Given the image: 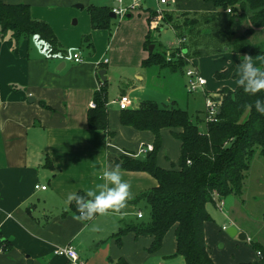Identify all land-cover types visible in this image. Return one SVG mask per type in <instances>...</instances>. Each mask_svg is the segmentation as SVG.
I'll use <instances>...</instances> for the list:
<instances>
[{"label":"crops","instance_id":"1","mask_svg":"<svg viewBox=\"0 0 264 264\" xmlns=\"http://www.w3.org/2000/svg\"><path fill=\"white\" fill-rule=\"evenodd\" d=\"M1 1L27 4L30 16L49 25L66 53L63 57H49L34 37L22 39L17 45L8 36L0 38V264H68L66 257L54 253L66 244L75 248L81 264H183L182 256L174 253V225L164 233L159 248L153 252L147 251L150 235L125 231L116 237L120 228L148 220L145 202L135 200L156 185L146 171L121 169L133 193L122 216L109 214L97 216L93 221H79L69 207V197L78 191L85 195L95 190L103 183L102 171L109 164L115 165L119 156L143 159L146 151L139 149L151 146V132L119 123L120 109L115 100L127 94L132 102L129 108L149 101L142 97L144 76L139 69L147 67L142 66V60L156 51V46L166 53L186 47L189 39L187 35L183 43L179 42L170 25L162 16L157 19L152 11L206 16L216 10L214 5L205 0H168L163 4L142 0L120 18L109 16L108 28H92L87 7L104 6L111 11L116 0ZM128 2L122 0L123 4ZM248 26V20L242 19L232 27L234 36ZM85 34L89 35V46L81 41ZM246 39L251 45L259 40L260 43L264 27L255 28ZM225 48L222 53L188 60L205 80L201 87L203 97L219 96L218 90L223 86L231 90L238 86V65L245 54ZM128 52L130 58L125 60ZM73 53L79 55L80 61H73ZM253 63L264 67V54L253 58ZM229 66L232 70L228 78L212 76L214 71ZM118 67L123 69L117 81V94L109 99L107 81ZM103 82L105 131L90 129L86 123V112L93 107L90 105L93 92ZM179 130H159L161 142L155 156L158 167L176 168L180 141L171 132ZM255 160L254 165H263L264 159L259 154ZM251 165L252 158L244 172L239 197L227 195L220 207L209 203L205 206L210 219L203 223L204 243L214 264L256 261L258 254L250 242L264 247L260 239L246 234L238 220V202L245 201V180ZM35 184L45 188H34ZM138 211L140 217L136 215ZM263 213L261 209L262 218ZM93 226L100 231H93ZM221 226H226L225 229L233 226L235 235L225 238ZM237 233H243L244 239H238ZM219 241L223 243L220 247L216 246ZM246 242L247 249L243 246Z\"/></svg>","mask_w":264,"mask_h":264},{"label":"trees","instance_id":"2","mask_svg":"<svg viewBox=\"0 0 264 264\" xmlns=\"http://www.w3.org/2000/svg\"><path fill=\"white\" fill-rule=\"evenodd\" d=\"M205 1H210L216 9L205 17L162 13V20L174 30L176 38L185 39L188 35L186 44L193 45V49L187 45L176 48L175 51L183 50V56L173 60H166L165 51H152L142 60V66L157 65L173 71L186 65L188 56L218 52L223 47L252 58L264 54V39L255 45L246 39L255 28L264 27V0ZM87 11L92 28H108V8L89 5ZM244 18L249 26L234 36L232 27ZM5 36L12 39L14 45L22 39L34 37L49 57H63L66 53L49 25L32 18L28 5L24 3L10 4L0 0V38ZM81 41L89 46V35H82ZM169 54L174 56L173 51ZM231 70V66L222 68L214 71L212 76L225 79ZM105 94L103 82L93 92V107L86 112V123L90 129L105 131L107 128ZM218 94L216 120L205 122L203 132L187 111L178 107H159L154 102L141 101L135 108L120 109L121 125L147 130L152 133L153 140L143 159L121 155L114 163L121 169L146 171L156 180V185L135 198L143 200L148 207V220L120 228L116 237L125 231H132L134 235H150L152 239L147 251L153 252L159 248L164 233L174 225V253L182 256L183 264H214L204 243L203 223L210 219L205 206L208 203L216 205L217 199L222 200L227 195L239 197L244 172L254 153L257 151L264 159V115L254 107L256 99H264V92L252 96L239 86L232 90L223 86ZM249 104L253 105L251 109L246 107ZM161 128L180 129L171 132L180 141L176 168L162 169L155 163ZM76 194L84 195L80 191ZM69 207L79 215L75 201L71 200ZM250 245L258 251V259L240 264H264V248L255 242H250Z\"/></svg>","mask_w":264,"mask_h":264},{"label":"rangeland","instance_id":"3","mask_svg":"<svg viewBox=\"0 0 264 264\" xmlns=\"http://www.w3.org/2000/svg\"><path fill=\"white\" fill-rule=\"evenodd\" d=\"M152 12L154 13V16H156V10ZM162 13H165V11H162ZM188 16H195L197 18L205 17V15L200 14H188ZM254 41H256V38L254 39ZM188 47H190V50L193 49V45H190ZM155 50L161 53L162 51H164V49L160 48L159 46H156ZM224 50L225 49L223 47L221 51L209 52L208 54L202 56L222 53L225 52ZM171 51H173L174 53L175 49L167 50L165 55L170 56L169 53H171ZM129 52L126 54L125 60L130 58ZM189 58L190 57L188 56L186 59V65H183L181 68H177L173 71H171L168 67H159L154 65L139 69V72L144 76V80L142 82V85L144 87L142 97L143 99H147L160 106L173 105V107H178L180 109L186 110L191 120L196 123L198 129L203 132L205 131V122L203 121L204 97L201 93V89L188 93L185 88L186 77L184 75V72L187 68L191 67V65L188 63ZM122 69L123 68L121 67H118V69L116 68L107 81V93L109 99L116 97L117 81ZM205 69H207V67H205ZM128 70L129 73L132 72V69ZM169 101L172 102V105L169 103ZM256 155H258L257 151L252 157L251 168L249 169V171H247L248 173L245 180L246 186L243 195L245 201L238 202L239 208L237 207V211L240 215L238 218L239 223L242 225V227H244V231L246 232V234L251 235L254 240L260 239L261 244L263 243L264 245V221L260 214V210H264V161L262 163L263 165H261L260 167L254 165L257 163V161L255 160ZM254 178L256 181L254 180ZM253 181L257 183L255 184L253 183ZM220 231L222 234H224L225 238H230L225 229ZM222 244L223 243L219 241L216 246L220 247V245ZM242 244H244V242H242ZM226 246L227 245L225 244L223 248L226 249ZM243 246H245L246 249L247 246L249 247L247 242L246 245Z\"/></svg>","mask_w":264,"mask_h":264},{"label":"clouds","instance_id":"4","mask_svg":"<svg viewBox=\"0 0 264 264\" xmlns=\"http://www.w3.org/2000/svg\"><path fill=\"white\" fill-rule=\"evenodd\" d=\"M239 78L236 83L249 95L256 96L264 92V67L256 66L251 56L245 55L238 65ZM251 109L252 104L246 105ZM255 110L264 115V99H256ZM103 183L98 184L95 190H89L85 195L73 194L69 200L75 201L79 221H93L97 216L109 214L123 215L122 210L133 198L131 185L122 177L119 164H109L101 173ZM93 231H100L98 226H93Z\"/></svg>","mask_w":264,"mask_h":264},{"label":"built area","instance_id":"5","mask_svg":"<svg viewBox=\"0 0 264 264\" xmlns=\"http://www.w3.org/2000/svg\"><path fill=\"white\" fill-rule=\"evenodd\" d=\"M142 0H129L127 4H123L122 0H116V4L111 8V11L114 15L118 16L119 18L122 17L126 12H129L130 10L135 9L140 5ZM168 0H157L158 3H166ZM226 11H229V9H226ZM161 11L156 10V18L159 19L161 17ZM179 42H183L184 39H178ZM180 48V47H178ZM183 56V50H177L174 52V56H166V60H173L176 57H182ZM72 59L75 62L80 61V57L77 53L72 54ZM105 61V59H104ZM184 75L186 77L185 82V88L188 93L194 92L195 90L201 89V87L204 84V78L197 72V70L191 66L190 68H187L184 72ZM117 107L119 109H126L129 108L132 104L131 99L127 94H121L118 96V98L115 100ZM91 106H93V103H90ZM218 106H219V96H213V95H204V111H203V121L209 122V121H215L216 120V114L218 112ZM151 146H145V148H140L139 152H145L147 150H150ZM34 188H40L44 189L45 185H34ZM222 204L221 199L216 200V206L220 207ZM138 217L141 216V213L138 211L136 213ZM263 221H264V213H263ZM221 229H225V226H221ZM249 239V238H247ZM54 253L57 255H62L66 257L68 264H81L78 261L77 253L75 251V248L70 245L66 244L62 247H58L54 250ZM256 254H258V251H256Z\"/></svg>","mask_w":264,"mask_h":264},{"label":"water","instance_id":"6","mask_svg":"<svg viewBox=\"0 0 264 264\" xmlns=\"http://www.w3.org/2000/svg\"><path fill=\"white\" fill-rule=\"evenodd\" d=\"M108 15H109L110 17H114V14L112 13V11H109V12H108ZM99 73H102V70H101ZM225 231H226V233H227L229 236H233V235H235V233H236V229H235L233 226H228V227L225 229ZM236 236H237V238L240 239V240L244 239V237H245L243 233H237Z\"/></svg>","mask_w":264,"mask_h":264}]
</instances>
